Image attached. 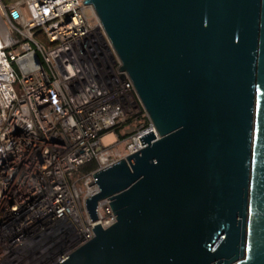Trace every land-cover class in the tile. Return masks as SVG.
<instances>
[{
  "label": "water",
  "instance_id": "obj_1",
  "mask_svg": "<svg viewBox=\"0 0 264 264\" xmlns=\"http://www.w3.org/2000/svg\"><path fill=\"white\" fill-rule=\"evenodd\" d=\"M84 4L155 134L93 174L94 237L56 264H264V0Z\"/></svg>",
  "mask_w": 264,
  "mask_h": 264
},
{
  "label": "built area",
  "instance_id": "obj_2",
  "mask_svg": "<svg viewBox=\"0 0 264 264\" xmlns=\"http://www.w3.org/2000/svg\"><path fill=\"white\" fill-rule=\"evenodd\" d=\"M84 1H0V264H56L91 241L86 200L99 188L88 184L118 161L102 138L129 116L148 119ZM151 132L149 121L123 158ZM111 210L108 199L97 205L104 229L116 222Z\"/></svg>",
  "mask_w": 264,
  "mask_h": 264
},
{
  "label": "rangeland",
  "instance_id": "obj_3",
  "mask_svg": "<svg viewBox=\"0 0 264 264\" xmlns=\"http://www.w3.org/2000/svg\"><path fill=\"white\" fill-rule=\"evenodd\" d=\"M17 4L22 6V0H5V5L4 4L3 5L5 7H8V6H13ZM138 114H139L138 116L141 117V113H138ZM129 117H132V116H129ZM142 126H143V121H140L139 123L131 122V124L126 125V127L123 128L120 133L122 136H124L127 133L137 131ZM127 140L128 139L120 140L118 138V135L115 133V131H111L103 136L102 144L104 147H115L117 151H116V155L114 156V159L119 161V158L122 159L125 154Z\"/></svg>",
  "mask_w": 264,
  "mask_h": 264
},
{
  "label": "trees",
  "instance_id": "obj_4",
  "mask_svg": "<svg viewBox=\"0 0 264 264\" xmlns=\"http://www.w3.org/2000/svg\"><path fill=\"white\" fill-rule=\"evenodd\" d=\"M0 1H1L2 4L5 5V0H0ZM139 119H140V121H143V126H142V127H148V125H149V121H148V119H146V118H142V117H140V116H132V117H129V118L126 120V122H125L124 124H122V125H120V126H117V127L114 129L115 133L118 135V138H119L120 140H126V139H129L131 136H133V135L135 134L136 131H133V132L127 133V134H125L124 136H122L120 132H121V130H122L123 128L126 127V125L131 124V122H133V123H134V122H135V123H139V122H140ZM95 169H96V163L91 162V163H89V164H86V165L80 167L79 170H78V173H79V174H87V173H90V172L94 171Z\"/></svg>",
  "mask_w": 264,
  "mask_h": 264
}]
</instances>
